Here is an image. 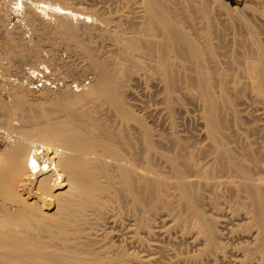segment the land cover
I'll list each match as a JSON object with an SVG mask.
<instances>
[{
  "label": "bare ground",
  "instance_id": "1",
  "mask_svg": "<svg viewBox=\"0 0 264 264\" xmlns=\"http://www.w3.org/2000/svg\"><path fill=\"white\" fill-rule=\"evenodd\" d=\"M139 1L141 10L110 17L83 0H2L0 68L9 77L42 66L62 86H0V264H264V145L253 147L257 130L241 136L236 120L227 124V109L240 117L245 107L227 95L221 39L190 32L175 0ZM248 31L250 41L237 38L244 48L235 43L249 82L235 78L229 54L231 87L260 99L264 121V41ZM135 79L162 88L169 114L181 92L197 91L199 133L150 123L148 107L140 116L143 105L127 100Z\"/></svg>",
  "mask_w": 264,
  "mask_h": 264
},
{
  "label": "rangeland",
  "instance_id": "2",
  "mask_svg": "<svg viewBox=\"0 0 264 264\" xmlns=\"http://www.w3.org/2000/svg\"><path fill=\"white\" fill-rule=\"evenodd\" d=\"M84 1H86L85 3L88 5V9L89 10H93L94 9V11L95 12H97L98 11V9H99V11H98V13H100V14H105V16L107 15H110V17L112 16H114V15H125V14H129L130 15V12H135V10L137 11L138 9L139 10H141V8L142 7H140V8H138L139 6H141L139 3H140V1L138 0H126V1H124L123 0V3H122V1L120 0V5L118 4L119 3V1L118 0H116V2L115 1H112V0H83V2ZM130 1V2H129ZM134 1V2H133ZM113 2V3H112ZM175 3L177 4L176 5V8H178L177 10L178 11H183V10H185L184 12L186 13H188V26H189V29H190V32H192L193 34L194 33H196L197 31H200V33H201V35H207L209 32L211 33V35H212V37L214 38V41L215 40H217L216 41V45H217V42L221 39V41H220V43L218 42V49H216V51L218 52L219 51V53L218 54H220L221 52H223V51H221V49H223L224 50V54H220L219 56L220 57H218L219 58V60L218 61H222V60H220V59H224L220 64L222 65V67H223V63H224V67H225V69H228V71L230 72V74H228L227 73V76L228 77H234L235 75H237V73H238V70H239V74H240V76H238V77H235L236 79H240L241 78V74L242 73H240V71H241V68H242V66L244 67V65H242V63H243V59H244V57H242V56H245L244 54H245V52H243V53H241L242 52V50H243V46H242V40H244V43L243 44H245V41L248 39H250V37H249V34H247V32H249L248 31V29L249 30H251V29H255V31L257 32L258 31V33H259V38L260 39H262V41H264L263 39H264V0H175ZM0 4H1V6H3L4 4L2 3V0H0ZM3 4V5H2ZM131 4V6H129ZM134 4V5H133ZM87 5H85V6H87ZM119 5V6H118ZM122 6V7H121ZM118 7V8H117ZM130 7V8H129ZM106 8V9H105ZM110 8V9H109ZM116 8V9H115ZM122 8H124V10L122 9ZM126 8V9H125ZM96 9V10H95ZM102 9V10H101ZM108 9H109V11H108ZM128 9V10H127ZM129 9H131V10H129ZM107 10V11H106ZM111 10V11H110ZM133 10V11H132ZM101 11V12H100ZM121 11V12H120ZM127 11V12H126ZM111 12V13H110ZM123 12V13H122ZM114 13V14H113ZM186 13V14H187ZM132 14V13H131ZM116 17V16H115ZM245 30H246V32H245ZM236 34V35H234V34ZM257 33V34H258ZM233 35V36H232ZM241 35V36H240ZM2 36V34L0 33V38H2L1 37ZM220 37V39H219V37ZM218 37V38H217ZM231 37V38H230ZM234 37H236V38H234ZM242 38V40L240 39H237V38ZM215 38H217V39H215ZM223 38H225V39H223ZM222 39L225 41V44L226 45H228V47H226V45L224 44V41L222 42ZM246 39V40H245ZM247 40V41H248ZM227 41V42H226ZM238 41V42H237ZM239 41H241V42H239ZM250 41V40H249ZM261 41V42H262ZM222 42V43H221ZM238 43V44H240L243 48H241L240 47V45L238 46V44L236 45V43ZM229 43H230V45H229ZM235 43V44H234ZM264 43V42H263ZM263 43H262V45H263ZM219 44H220V48H219ZM225 46H224V45ZM233 44H234V46H233ZM223 45V46H222ZM231 45L234 47L233 49L235 50H232V48H230L231 47ZM236 45V46H235ZM61 48H59V50H60V53H62V51H64L63 53H64V55H65V53L67 52L66 51V49L63 47V45L62 46H60ZM63 47V48H62ZM223 47H226V48H223ZM238 47V48H237ZM239 47H240V49H239ZM263 47H264V45H263ZM229 48L233 51V52H231V51H229ZM237 48V49H236ZM65 49V50H64ZM225 50L228 52V55H227V52H225ZM236 50H237V53H236ZM241 50V52H239V51ZM0 51H1V48H0ZM244 51V50H243ZM230 52V53H229ZM239 52V53H238ZM62 53V54H63ZM235 53V55H239V56H241L242 58V60L241 59H237L236 58V56L235 55H233ZM227 56H226V55ZM233 56L232 57V59L234 58V64H235V66L236 65H239V68H237L238 66H236V70L237 71H235V72H237V73H235L234 72V74L232 73V71H234L235 70V66H234V64L232 63V64H230L232 61H229V57L231 58V56ZM241 54V55H240ZM63 55V56H64ZM67 55H69V53L67 52ZM224 56H226V57H224ZM229 56V57H228ZM221 57H223V58H221ZM64 58H65V56H64ZM239 61L238 63H235V61ZM227 63H226V62ZM242 61V62H241ZM227 64V66H226V64ZM232 66H230L229 64ZM223 67V68H224ZM231 67V68H230ZM241 67V68H240ZM234 68V69H233ZM232 69V70H231ZM243 69V68H242ZM231 70V71H230ZM227 70H226V72H228ZM215 74H216V72H214ZM213 73V77H214V74ZM231 73H232V76H231ZM79 75H77V76H79V80L81 79V80H83L84 78H86L84 81H89L90 80V78H91V76H89V74L88 75H85V76H83V74H85V72L84 71H82V70H80V72L78 73ZM238 74V75H239ZM91 75V74H90ZM230 75V76H229ZM243 75V74H242ZM216 76L218 77V74H216L215 75V78H216ZM228 77H226V78H228ZM88 78H89V80H88ZM228 79V81H231V82H229L230 84L232 83L233 84V86H232V84L231 85H229L230 86V90L232 91V89H233V91L234 92H231L230 90V92L228 91V93H227V95H228V97H230L229 99L233 102V99H234V101H235V103L233 102V104H235L236 105V108H238L237 110L239 111V110H242L244 107V111L241 113V112H239L240 113V117H239V115H238V113H234L233 114V112L232 111H230V110H226V113H232V114H229L228 116H230V115H232V117H229L228 119H229V121L227 122V124L229 125L230 123L229 122H231L233 125H232V128L234 127V124H236L237 123V127L239 126L240 128L243 126L244 127V125L245 124H247V125H245V128H242V129H240L239 127H238V129H239V132H241L240 133V135L242 134V131H243V129H244V131H243V133H246L247 132V130H248V132L249 133H247L246 135L248 136L249 134H250V132H252L253 130L255 131V130H257L258 131V129H260L261 127H262V129H263V131H264V121L262 120L263 118H262V116L260 115V108L259 107H261L262 105H261V101H260V99L256 96V99L258 98V100L259 101H257V100H255L254 98H253V96L249 99V95H250V92H251V90L250 89H248V91H249V93H248V96H247V88H246V90H245V87H239L238 89L240 90V93H239V90L237 89H235V88H232V87H236V85L234 84L235 83V81H236V79H235V81L233 80V79ZM139 79V78H138ZM142 79V78H141ZM242 79V81H243V79H244V81H246V83L247 82H249L248 81V79L246 78V77H243V78H241ZM246 79V80H245ZM80 80V81H81ZM215 80L216 79H214V84L216 83L215 82ZM237 80V81H238ZM91 81V80H90ZM136 81V82H135ZM137 79H135L134 81H132L133 82V84H135V86H133V84H132V82H131V84H132V86H133V88H134V90L137 92H135L133 89H132V91L133 92H135L136 93V95H135V93H133L132 92V94H131V92L129 93V95H127V100H128V102L130 101V103L132 102V101H134V103L132 102V104L131 105H133V109L136 107V106H138V104H142L143 106H145V108L143 107V106H141V107H143V108H141V110H140V106H138V107H136V112L138 113V114H140V116H141V114H142V117H144V118H146L148 115H150L151 114V111H152V116L151 117H153L154 115H156V119H155V116L153 117V118H151L150 116V118L151 119H147V121H149L150 120V123L152 122L153 123V121H151V120H154V121H158V123L159 124H163V122H164V120H165V123L164 124H169L171 121H175V122H177V123H182L181 125H183L184 127H181V128H185V126H189V127H187L186 129H188V131H189V129H190V131H189V133L190 132H192V131H195L197 128H199L200 126H199V124H202L201 122H203V121H206V118H205V114H203V111H202V109H201V106H200V102L197 100L198 98H200V95H199V93H197V91H196V93H195V91H190L191 93H194V94H198L197 96L196 95H192V94H190V92L188 93V97L187 98H184L185 96L184 95H187V93L184 91V92H181V94L179 95L180 96V98H182V101H184V102H186V103H184V102H180V100H179V103L176 105L177 106V110L174 112V113H167V112H169L168 110H166V105H165V100L164 101H159L160 99L157 97V94H161L160 96V98H163V96H162V88L161 87H159L158 86V89H156L157 87H156V83H151L152 84V88H151V86L149 87V86H147V84L149 85L150 84V82L148 83L147 82V84H145V83H143V81L144 80H139L138 82V84H137ZM233 81V82H232ZM135 82V83H134ZM142 82V83H141ZM146 82V81H145ZM218 83H219V81H217ZM239 82H241V81H239ZM141 83V84H140ZM218 83L217 84H215V86L216 85H218ZM242 83V82H241ZM241 83H240V85H241ZM246 83H243L244 85L246 84ZM141 85V87H140V85ZM150 84V85H151ZM242 84V85H243ZM88 85V84H87ZM136 85H138V86H136ZM148 87V89L146 88V86ZM155 85V86H154ZM142 86H144V87H142ZM153 86H154V88H153ZM232 86V87H231ZM161 88V89H160ZM237 88V87H236ZM244 88V89H243ZM149 89H151V90H149ZM153 89H154V91H156V92H154L153 91ZM161 90V92H160V90ZM145 90H148V92L150 93H148L147 91H145ZM158 90H159V92H158ZM216 90H218V88L216 89ZM241 90H243V92L241 91ZM150 91H153V92H150ZM235 91H238L237 92V94L239 95V94H242V93H244V95L242 96V95H240V96H237V94H235ZM242 92V93H241ZM141 93V94H140ZM151 93L153 94L152 96H151ZM183 93H185V94H183ZM230 93H232V97H231V95H230ZM252 93V92H251ZM148 94H149V96H148ZM154 94H156L155 96H154ZM192 95V98H191V96L190 95ZM233 94H235L236 96H237V98L233 95ZM137 95H138V97H140V98H138L137 97ZM251 95H253V94H251ZM250 95V96H251ZM130 96H133V98L132 97H130ZM189 96H190V98H189ZM193 96H195L196 97V99H194L195 97H193ZM244 97V99L243 98H241L242 99V101L239 99V97ZM135 97V98H134ZM142 97V98H141ZM144 97V98H143ZM150 97H153V98H158V100L156 99H154V100H152ZM236 98V100L238 99V101H240L241 103H244V102H246L245 104H240L239 106H241V107H239L238 106V104H237V102H236V100H235V98ZM33 98H34V100H36V102L38 101L37 99H39L40 98V96H33ZM150 98V100L151 101H149L148 99ZM231 98H233V99H231ZM246 98V99H245ZM253 98V99H252ZM130 99V100H129ZM135 99V100H134ZM138 99V100H137ZM145 100L146 101V104H147V101H148V103L149 104H151V105H146V104H144L145 102L143 101V100ZM192 99V100H191ZM193 99H194V101H193ZM249 100V102L248 103H250L251 102V106L250 105H248V107H246L247 105L246 104H248L247 103V101ZM254 100V102L252 101V100ZM163 100V99H162ZM195 100H197V101H195ZM244 100V101H243ZM247 100V101H246ZM39 101L41 102V99H39ZM38 101V102H39ZM135 101H136V104H135ZM152 101H154V102H152ZM255 101L257 102V103H255ZM143 102V103H142ZM198 102V104H196ZM240 102H238V103H240ZM253 102V103H252ZM258 102H259V104H258ZM161 103H164V104H162L161 105ZM46 105H48V104H50V102H47V103H45ZM159 104V105H158ZM256 104V105H255ZM134 105H136V106H134ZM178 105H181V106H178ZM184 105V106H183ZM197 105H198V107H197ZM246 105V106H245ZM254 105V106H253ZM261 105V106H260ZM150 106H152V107H150ZM156 107V109H154L155 107ZM146 107H148V108H150V112L149 111H147L146 112V110H148V108L146 109ZM161 107V108H160ZM184 108V110H183V108ZM199 107H200V109H199ZM158 108V109H157ZM180 108V109H179ZM248 108V109H247ZM164 109H165V111H164ZM179 109V110H178ZM145 110V111H144ZM154 110V111H153ZM159 110V111H158ZM182 110V111H181ZM187 110H189V111H187ZM155 111H157V113H154ZM159 112V113H158ZM165 112H166V114H165ZM180 112V113H179ZM184 112V113H183ZM252 112V113H251ZM146 113V114H145ZM164 113V114H163ZM177 113V114H176ZM243 113H244V115H243ZM111 113H109V116L108 115H105V117H104V115H102L101 116V119L103 120V117L104 118H107V119H111L110 121H112L113 122V120H115V117L114 116H112V117H114V119L111 117V118H108V117H110L111 115H110ZM148 114V115H147ZM173 114H175L176 116L174 117V115ZM202 114V115H201ZM247 114V115H246ZM143 115H145V116H143ZM167 115H172V117L170 116H167ZM201 117H200V116ZM234 115V116H233ZM235 115H237V116H235ZM248 117V118H246V116ZM204 116V117H203ZM244 116V117H243ZM160 117V118H159ZM162 117V118H161ZM168 117V118H167ZM236 117V119H234V118ZM243 117V118H242ZM252 117V118H251ZM164 118V119H163ZM237 118H240V119H237ZM254 118V119H253ZM262 118V119H261ZM106 119V120H107ZM113 119V120H112ZM170 119V120H169ZM173 119V120H172ZM196 119V120H195ZM198 119V120H197ZM202 119V120H201ZM204 119V120H203ZM228 119H226V120H228ZM245 119H246V121H245ZM248 119V120H247ZM106 120H104V121H106ZM177 120V121H176ZM195 120V121H194ZM232 120V121H231ZM234 120V121H233ZM235 120L237 121L236 123H235ZM262 120V121H261ZM168 121V122H167ZM170 121V122H169ZM239 121V122H238ZM226 122L224 121L223 123L224 124H226ZM243 125H242V124ZM252 123V124H251ZM254 123H256V124H258V125H260L261 127L260 128H258L259 126L258 125H254ZM260 123V124H259ZM156 124V123H155ZM185 124V125H184ZM196 124H198V126L196 125ZM251 124V125H253V126H250L249 127V125ZM229 126H231V125H229ZM257 126V127H256ZM246 127L248 128H253V127H255L254 129H252V130H250L249 131V128L248 129H246ZM235 128V127H234ZM256 128H258V129H256ZM185 129V130H186ZM246 129V130H245ZM262 129H260V131L259 132H257V131H255V133L253 132V133H251L252 135L250 136L249 135V138L251 137V139H252V137H253V147H255V146H261L262 144L264 145V132H262ZM242 130V131H241ZM197 131L198 130H196L195 132H192V133H196V134H198L199 133V131H198V133H197ZM261 132H262V134H261ZM253 134L255 135V138H256V136H257V138L259 139V140H256V139H254V136H253ZM245 135V134H244ZM260 135H261V137H263L262 138V140H260L261 139V137H260ZM263 135V136H262ZM241 136H243V134L241 135ZM6 139V138H5ZM5 139H3V138H0V149H3L4 147H6L7 145H8V143H6V142H8L7 140H5ZM4 140V141H3ZM254 141H256V142H254ZM258 142V143H257ZM262 142V143H261ZM6 144V145H5ZM256 144V145H255ZM264 146H262V147H260V148H262V149H264L263 148ZM256 148V147H255ZM232 227V226H231ZM231 227L229 226V228L231 229ZM234 228V227H233ZM232 230V229H231ZM238 230L239 229H237V230H235V233H237L238 232ZM227 231V235H226V238L227 237H229V235H232L231 233H229L230 231L227 229L226 230ZM233 232H234V229L232 230ZM232 232V233H233ZM239 233V232H238ZM237 233V234H238ZM236 234V235H237ZM236 235H234L233 234V236L235 237ZM236 238H234L233 240H235ZM229 241V240H227V241H229V243L230 244H232V242H234V241ZM226 241V242H227Z\"/></svg>",
  "mask_w": 264,
  "mask_h": 264
},
{
  "label": "built area",
  "instance_id": "3",
  "mask_svg": "<svg viewBox=\"0 0 264 264\" xmlns=\"http://www.w3.org/2000/svg\"><path fill=\"white\" fill-rule=\"evenodd\" d=\"M87 83L88 81H83V84ZM9 84L22 85L29 90L37 91L45 87L56 89L62 86V81L42 66L35 69H26V72L23 73H13L9 77L6 76L5 72L0 68V86L2 88V94H5L4 87ZM83 84L77 87V83H72V87L74 90H77L78 88H82Z\"/></svg>",
  "mask_w": 264,
  "mask_h": 264
}]
</instances>
